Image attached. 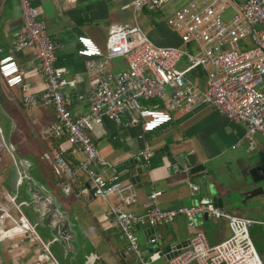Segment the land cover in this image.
Returning <instances> with one entry per match:
<instances>
[{
  "label": "built area",
  "instance_id": "built-area-1",
  "mask_svg": "<svg viewBox=\"0 0 264 264\" xmlns=\"http://www.w3.org/2000/svg\"><path fill=\"white\" fill-rule=\"evenodd\" d=\"M227 7L233 10L229 22L224 18ZM20 8L22 26L8 55L0 60V80L8 91L22 88L21 101L29 110L40 105L52 106L56 123L46 129L45 135L66 137L70 154L83 155V160L72 167L66 151L59 148L46 151V159L63 180V194L77 196L74 186L80 175L85 176L92 196L108 205L111 225L120 231L127 252L134 255L138 264H153L160 255L153 252L146 256L135 230L171 225L178 217L186 218L193 236L189 246L168 264H264L249 232L258 222L233 215L208 198L191 206L164 210L159 204L162 192L150 187L149 207L145 212L137 214L128 210L137 202L135 184L124 182L118 168L99 156L90 135L95 126H103L106 120L118 126H139L143 134L152 133L170 124L179 110L193 112L209 106L230 122L244 124L248 137L257 134L264 137V0H248L241 5H232L230 0H130L123 9L132 11L133 24L111 25L105 48L87 36L78 37L77 53L85 59L86 72L92 78L88 90L76 95L69 91L76 89L77 80L56 66L58 46L47 33L41 12L32 0H20ZM145 11L165 15L167 25L180 37L183 46L156 45L138 24L139 14ZM241 42L250 47L241 46ZM25 50L40 64L46 86L42 93L24 85L25 73L14 55ZM184 57L188 65L179 68ZM117 59L124 60L127 69L113 70L112 61ZM198 70L206 75L205 91L188 78V74ZM141 100L155 102L143 105ZM80 103L88 105V112L75 117L71 109ZM253 149L250 142L249 150ZM150 153L146 143L132 152L130 158L149 163ZM14 164L18 174L16 185L20 187L26 175L15 159ZM183 172L188 174L190 168L184 167ZM188 185L192 190L197 189ZM111 197L118 204L111 203ZM6 199L19 218L14 220L10 208L0 207V244L15 235L33 238L45 255L53 258L50 243L41 240L22 212L21 207L28 203H18L17 193L6 194ZM204 218L224 220L229 237L211 245L199 230ZM9 221L13 222V228H9ZM157 242V238L148 241L149 245ZM43 257L40 254V259Z\"/></svg>",
  "mask_w": 264,
  "mask_h": 264
},
{
  "label": "crops",
  "instance_id": "crops-1",
  "mask_svg": "<svg viewBox=\"0 0 264 264\" xmlns=\"http://www.w3.org/2000/svg\"><path fill=\"white\" fill-rule=\"evenodd\" d=\"M127 2L129 0H32L33 6L41 12L48 35L57 43L56 66L77 80L76 89L69 93L76 95L88 90L92 78L86 72L85 59L77 53L78 37L87 36L105 48L111 25L133 24L132 11L123 9ZM159 21L161 19L153 18L151 26ZM21 26L20 0H0V60L8 55ZM150 36L154 43L165 41L160 34ZM14 57L25 73L24 85L38 94L44 92L46 86L40 64L32 53L25 50ZM111 67L113 70L127 69L121 59L112 61ZM188 78L200 90L207 89L206 75L201 70L188 74ZM262 89L264 91V86ZM21 97L22 88L8 91L0 80V207L10 208L6 194L17 193L18 203H28L21 207L22 212L35 226L41 240L50 243L53 258L46 256L40 243L33 238L15 235L0 244V264H138L134 255L127 252V243L120 231L111 225L108 205L92 196L85 176L80 175L74 186L77 196L63 194V180L46 159V151L53 148L66 151L72 167L84 157L70 154L66 137L57 139L45 135L46 129L56 123L52 106L40 105L29 110ZM71 111L75 117H80L88 112V105L80 103ZM124 122L127 123L126 118ZM90 135L99 156L118 168L124 182L135 184L137 202L128 210L137 214L145 212L149 207L150 187L162 192L160 207L170 210L191 206L203 198L212 200L207 190V186H211L215 195L224 200L225 210L258 222L251 228L264 229V192L251 196L259 185L248 175V169L256 161L264 164V137L260 134L248 137L244 124H234L214 108L203 106L193 112L177 111L170 124L152 133L143 134L139 126H118L106 120L103 126H95ZM250 142L253 150H249ZM146 143L151 151L149 163L140 160V166H126L131 160L130 154ZM238 143L240 146H236ZM165 150L175 159L184 160L185 167L201 166L203 170L195 175L172 171ZM14 159L26 175L20 187L16 185L18 174ZM100 169L97 166V171ZM188 183L199 191H193ZM228 197H233L232 202L226 200ZM110 201L118 204L114 197ZM10 214L18 220L15 209L10 208ZM59 226L61 229L55 232ZM13 227V222L9 221V228ZM199 230L211 245L230 235L224 220L204 218ZM57 232L58 242L55 241ZM258 232L260 235L257 231H253V235L261 242L264 230ZM134 234L145 255L149 254L151 238L158 239L154 244L158 248H163L168 241L187 248L193 236L184 217L176 218L167 226L137 228ZM258 253L264 262V243ZM40 254L44 256L42 259ZM169 260L159 256L153 264H168Z\"/></svg>",
  "mask_w": 264,
  "mask_h": 264
},
{
  "label": "water",
  "instance_id": "water-1",
  "mask_svg": "<svg viewBox=\"0 0 264 264\" xmlns=\"http://www.w3.org/2000/svg\"><path fill=\"white\" fill-rule=\"evenodd\" d=\"M166 156L169 160V163L171 164V166H173L172 171L174 169H176L178 172H183L184 170V165L185 162L184 160L180 159H175L168 150H165ZM250 163V162H249ZM132 166L134 167L135 165L140 166L141 165V161L139 159H131L126 163V166ZM251 165V163H250ZM201 170H203V168L201 166H196V167H191L190 168V174L191 175H195L201 172ZM185 173V172H184ZM248 175L250 176L252 182L254 184H256L259 188L258 190L254 191L253 194L251 196L257 195V194H262L264 192V164H260L258 161L255 162V165H251V167L248 169ZM261 183L263 184V186H261ZM207 190L209 192L210 195H212V202L219 208H224V200L217 197L215 195V189L211 186H207ZM195 191V190H193ZM196 191H199V188L196 189ZM61 229V227L59 226L56 231H59ZM55 241L58 242L60 241V235L57 232L56 236H55ZM154 246V245H153ZM151 246L150 247V251L149 254H146V256H149L150 254H152L153 252H157L159 253L160 256H166V258L168 259H172L175 256L179 255L182 250L185 247V245L183 244H179L177 242H169L162 248L156 245V246ZM157 249V250H156Z\"/></svg>",
  "mask_w": 264,
  "mask_h": 264
},
{
  "label": "rangeland",
  "instance_id": "rangeland-1",
  "mask_svg": "<svg viewBox=\"0 0 264 264\" xmlns=\"http://www.w3.org/2000/svg\"><path fill=\"white\" fill-rule=\"evenodd\" d=\"M246 1H248V0H230V3L232 5H234V4L241 5L244 2H246ZM129 2H130V0H129ZM232 15H233L232 7H227L225 9V12H224V18H225V20L229 22V20L231 19ZM159 16H160V14H158V13H147V12H145L144 14H142V13L139 14L138 20H139V24L142 27L143 31L147 34V36L152 41H153V39L150 36L151 34H154L155 36H157L158 34L164 36L165 37V41L155 43L158 46H165V45L166 46H176V47L183 46L180 37L176 33H174V31H172V29L167 25V22H166V19H165V15L163 17L161 16L162 18L161 17L159 18ZM153 18L154 19H161V21H159V23L156 24V26H154V27L151 26V23H152ZM149 31H153V32L150 33ZM169 39H172L171 42H170ZM242 45H244L246 47L247 46L250 47V45H247V43L246 44H243L241 42V46ZM187 61L188 60L186 59V57H184L181 60L179 66L180 67L186 66V64L188 63ZM154 102L155 101L144 102L143 100H141V103L143 105H151ZM250 154H252V152ZM263 158H264V156H263ZM226 200L228 202H229V200L232 202L233 197L232 198L231 197L230 198L228 197V198H226ZM258 230H264V229H261L260 227H253V228L250 229L251 239H252V241L254 243V246H255L257 252L260 251V249L262 248L263 243H264V235H262V237H261V242H259L258 240H256L254 238L253 231H257V233L259 234Z\"/></svg>",
  "mask_w": 264,
  "mask_h": 264
},
{
  "label": "trees",
  "instance_id": "trees-1",
  "mask_svg": "<svg viewBox=\"0 0 264 264\" xmlns=\"http://www.w3.org/2000/svg\"><path fill=\"white\" fill-rule=\"evenodd\" d=\"M145 12H146V11H145ZM145 12H144V13H145ZM147 13H148V12H147ZM160 17H161V15L159 16V18H160ZM161 18H162V17H161Z\"/></svg>",
  "mask_w": 264,
  "mask_h": 264
}]
</instances>
